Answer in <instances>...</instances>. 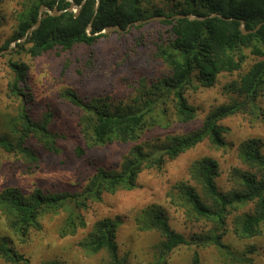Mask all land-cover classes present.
Masks as SVG:
<instances>
[{
    "label": "trees",
    "instance_id": "1",
    "mask_svg": "<svg viewBox=\"0 0 264 264\" xmlns=\"http://www.w3.org/2000/svg\"><path fill=\"white\" fill-rule=\"evenodd\" d=\"M70 1L30 0L25 12L21 14L18 32L12 42L23 38L26 31L37 22L42 5L50 10L57 8L61 13L56 17L44 13L41 26L26 40L25 43L31 44L28 52L32 57H38L57 47L70 51L76 45H93L101 38H106V35H88L87 27L91 22V34H94L107 26L119 25L124 30L135 21L155 16L194 14L206 17L203 21L173 19L153 22L168 35L164 41L161 36L157 39L162 43L154 51V57L166 65L168 73L159 77L150 88L146 85L139 87L140 94L134 98V104L118 106L113 110L102 100L86 103L74 91H64L63 96L83 114L79 123L88 147L138 141L147 129L161 126L156 114L167 116L170 112L179 123L193 121L196 110L187 101L188 90L211 88L220 74L241 71L246 60L244 50H250L257 58H264V0H183L169 14L155 11L150 17L144 15L140 0H101L97 14L96 0H86L78 17L67 11ZM72 1L79 6L84 0ZM213 14L225 19L210 18ZM242 20L248 31L256 29L260 24L262 27L255 33L243 35L240 30ZM146 25L149 23L132 26L131 29L139 30ZM9 46L7 43L1 50H6ZM17 48L22 50V44H17ZM9 65L14 73L11 93L15 97L24 96L21 84L26 79V67L17 62H10ZM225 90L236 97L210 112L198 130L186 136L167 137L162 143L153 146L148 143L135 145L128 155L123 156L122 163L116 170L97 169L81 192L49 194L36 189L26 196L15 187L4 189L0 193V213L8 228L25 240L31 228H41L42 216L65 210L70 215L61 230V236L75 234L78 227H85L79 213L87 208L89 201L100 202L103 194L134 189L143 170H160L167 160L176 159L207 139L217 149L229 147L224 138L227 129L221 125L224 119L238 114L249 115L253 119L261 116L257 99L264 91V60L254 63L238 80L226 85ZM28 109L24 103L16 124L11 125L12 132L17 133L15 142L10 141L7 136H0V149L8 154L20 155L28 164V173H34L40 159L28 142L33 140L45 152L59 155L62 150L57 142L63 138L50 130V112H46L43 119L37 122L30 116ZM16 127H19L18 131ZM146 147L149 152L145 151ZM76 152L79 156L85 153L81 147H77ZM238 156L248 170H235L238 182L233 191L224 193L219 190L216 184L220 175L219 165L211 157L197 160L189 168L193 180L202 188V194L191 186L178 184L177 203L187 209L194 220L209 223L210 229L205 234L187 239L171 229L161 207L151 205L142 211L138 218L142 229L158 231L164 238L158 246L156 264H168L169 255L182 246L196 249L214 247L233 264H255L251 257L255 253L254 248L235 253L223 241L228 217L248 204L255 205L254 211L234 217V234L239 239L249 240L260 234V228L264 224V155L260 140L243 142L238 147ZM120 223L119 220L112 219L98 221L80 242V247L89 255L106 252L110 257V264H125L119 258L116 242ZM0 258L8 264L29 262L6 237H0ZM46 264L63 263L50 261ZM192 264H201L196 250L192 255Z\"/></svg>",
    "mask_w": 264,
    "mask_h": 264
},
{
    "label": "rangeland",
    "instance_id": "2",
    "mask_svg": "<svg viewBox=\"0 0 264 264\" xmlns=\"http://www.w3.org/2000/svg\"><path fill=\"white\" fill-rule=\"evenodd\" d=\"M29 1L0 0V50L5 44L12 43L18 32L21 14L25 12ZM182 1L140 0V7L144 15L150 17L155 11L169 14ZM106 36L93 45H76L70 51L57 47L38 57L29 54L31 44L28 43L22 44V50L0 55V136H7L15 142L17 133L12 132L11 125L16 124L25 103L30 116L37 122L43 119L46 112H50V130L63 138L57 142L62 150L59 155L45 152L33 140L28 142L40 159L34 173H28V164L20 155L8 154L0 149V193L9 187L19 189L26 196L36 189L49 194L81 192L97 169L116 170L123 156L128 155L135 145L148 143L153 146L162 143L167 137L186 136L198 130L210 112L236 97L225 90L226 85L238 80L257 61L264 60L253 56L250 50H244L246 60L241 71L220 74L211 88L188 90L187 101L196 110V118L189 123H179L170 112L167 116L156 114L161 126L147 129L138 141L88 147L79 123L83 114L63 96L65 90L74 91L86 103L102 100L114 110L118 106L134 104V98L140 94L139 87L146 85L150 88L159 77L168 73L166 65L154 57L157 45L162 43L157 39L161 36L163 40H160L164 41L168 35L153 22L139 30L133 28L128 32ZM10 62L26 67V79L21 84L24 96L15 97L11 93L14 73ZM257 104L261 108L259 118L238 114L221 122L227 129L224 138L229 147L217 149L207 139L176 159L167 160L160 170H143L134 189L103 194L100 202L89 201L87 208L78 212L85 227H78L75 234L61 236V230L70 215L69 211L62 210L57 214L42 216L41 228H31L25 240L8 228L0 213V237L8 238L15 250L29 260L27 264H46L50 261L63 264H110L106 252L89 255L80 247V242L98 221L119 220L121 223L116 242L120 260L125 264H156L158 246L164 238L158 231L142 229L138 221L142 211L151 205L161 207L171 229L187 239L208 232L210 225L207 221L194 220L187 209L177 203L178 184L191 186L202 194V188L193 180L189 168L195 161L211 157L219 165L220 175L216 179L219 190L228 193L237 188L235 170H248L238 156V147L247 140L259 139L264 155V91L258 97ZM18 130L19 127H16ZM77 147L85 151L84 155L77 154ZM148 150L146 147L145 151ZM254 208V204H248L228 217L223 241L235 253L254 248L255 253L251 257L255 264H264V224L260 234L249 240L239 239L233 231L234 217L253 212ZM195 250L199 253L201 264H233L214 247L196 249L188 246L175 249L167 263L192 264ZM0 264L8 263L0 258Z\"/></svg>",
    "mask_w": 264,
    "mask_h": 264
},
{
    "label": "water",
    "instance_id": "3",
    "mask_svg": "<svg viewBox=\"0 0 264 264\" xmlns=\"http://www.w3.org/2000/svg\"><path fill=\"white\" fill-rule=\"evenodd\" d=\"M85 1L86 0H84L81 5L77 6L71 0L70 1L71 5H70V7H69V9L67 11L74 13V16L78 17L80 12H81V8H82L83 4L85 3ZM100 3H101V0H96L95 14L98 13V10H99V7H100ZM44 13H47L50 16L56 17V16L60 15L61 12L57 8H54L53 10H50L45 5H42L40 10H39V15H38L37 22L26 31V34H25V36L23 38L13 41L10 44V46H9V48L7 50H3V51L0 52V55L13 52V50H18L17 44L25 43L26 40L29 38V36H31V34L34 31L39 29V27L41 26V22H42V18H43V14ZM214 17H219V18L225 19V18L221 17L220 15H216V14L210 15V18H214ZM173 19H189V20L203 21V20L206 19V17H200V16H197V15H194V14L177 15V16H173V17L155 16V17L143 20V21H135L133 24H129L127 26V28L124 29V30L119 25L107 26L102 31L94 33V34H91V29H92V22H91L89 24V26L87 27V33H88L89 36L109 35L111 33H124V32H128L131 29L132 26H139L141 24H147L149 22H154V21H165V20H173ZM261 27H262V24H260L256 29H254L252 31H248L246 29V27H245V22L242 20L241 21V25H240V30H241L243 35H248V34L257 32L258 30H260Z\"/></svg>",
    "mask_w": 264,
    "mask_h": 264
},
{
    "label": "flooded vegetation",
    "instance_id": "4",
    "mask_svg": "<svg viewBox=\"0 0 264 264\" xmlns=\"http://www.w3.org/2000/svg\"><path fill=\"white\" fill-rule=\"evenodd\" d=\"M2 50H0V52H1Z\"/></svg>",
    "mask_w": 264,
    "mask_h": 264
}]
</instances>
